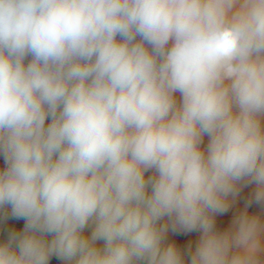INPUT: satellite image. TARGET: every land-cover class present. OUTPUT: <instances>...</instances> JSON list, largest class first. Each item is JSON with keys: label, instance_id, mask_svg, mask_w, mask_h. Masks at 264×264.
Instances as JSON below:
<instances>
[{"label": "clouds", "instance_id": "1", "mask_svg": "<svg viewBox=\"0 0 264 264\" xmlns=\"http://www.w3.org/2000/svg\"><path fill=\"white\" fill-rule=\"evenodd\" d=\"M0 157V264H264V0H0Z\"/></svg>", "mask_w": 264, "mask_h": 264}, {"label": "crops", "instance_id": "2", "mask_svg": "<svg viewBox=\"0 0 264 264\" xmlns=\"http://www.w3.org/2000/svg\"><path fill=\"white\" fill-rule=\"evenodd\" d=\"M178 95V94H177ZM207 142V138L205 137V143ZM0 163L3 164V159L0 157ZM250 189H244L241 194V198L238 199L237 204L233 206L232 209L229 210L228 213H226L223 216H220L217 218V227L220 229H223L226 227L234 215V213L239 209L243 207V197H246ZM6 211L10 212V209H6ZM250 212H257L260 211L258 208H251L249 209ZM23 221H15V220H8L6 222H0V240L6 239V235L4 233V229L9 227L10 225H15L18 228H22L23 226ZM198 233H189L187 235H174L172 233H169L168 239L169 241H175L177 242L178 246L185 247L186 244L191 241L195 242V240L198 238ZM49 264H62L61 261L53 257Z\"/></svg>", "mask_w": 264, "mask_h": 264}, {"label": "trees", "instance_id": "3", "mask_svg": "<svg viewBox=\"0 0 264 264\" xmlns=\"http://www.w3.org/2000/svg\"><path fill=\"white\" fill-rule=\"evenodd\" d=\"M0 167H3V164L0 163Z\"/></svg>", "mask_w": 264, "mask_h": 264}]
</instances>
